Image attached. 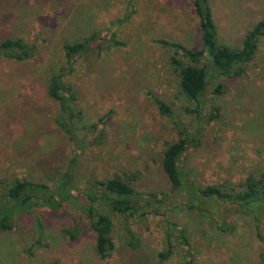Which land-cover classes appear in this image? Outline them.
<instances>
[{"label": "rangeland", "instance_id": "obj_1", "mask_svg": "<svg viewBox=\"0 0 264 264\" xmlns=\"http://www.w3.org/2000/svg\"><path fill=\"white\" fill-rule=\"evenodd\" d=\"M210 1L219 41L233 47L264 17V0ZM94 32L103 41L68 77L85 141L77 147L57 121L49 78L66 64L64 44ZM8 37L36 44V51L25 61L0 58V184L22 178L54 185L71 169L77 201L17 215L15 228L0 233V264H264V197L233 203L199 191L217 185L231 193L249 176H264V37L244 74L211 77L200 115L180 92L173 51L158 42L201 48L191 0H0V41ZM153 96L172 106L173 120ZM178 124L200 133V144L184 156L182 190L172 188L162 166L165 147L180 137ZM117 175L164 201L112 213L116 247L100 259L80 204L92 180Z\"/></svg>", "mask_w": 264, "mask_h": 264}, {"label": "trees", "instance_id": "obj_2", "mask_svg": "<svg viewBox=\"0 0 264 264\" xmlns=\"http://www.w3.org/2000/svg\"><path fill=\"white\" fill-rule=\"evenodd\" d=\"M191 1L200 21L201 48L195 50L181 42L165 39L158 40V42L173 51L172 63L178 72L180 92L186 99L195 102L196 111L200 115L211 77L240 76L244 74L246 65L255 58L260 41L264 37V17L246 33L240 47H233L219 41L218 26L211 1ZM98 41L102 42L103 38L100 33L94 32L81 41L66 42L63 46L66 64L52 73L49 78L48 94L59 103L61 110L57 121L69 140L77 147H83L85 141L80 140L82 127L78 125V120L81 117L78 115L80 112L77 113L74 108L78 100L77 91L69 82L68 77L75 72L79 57L91 51L93 44ZM107 41L109 44L124 45V41L116 38ZM35 51L36 44L28 43L21 37H8L0 41V58L25 61L34 57ZM222 87L220 84L217 91H221ZM153 101L162 115L171 120L174 119L175 112L169 103L159 96H153ZM104 120L105 117L100 122ZM178 126L180 137L167 144L162 161L163 170L174 190H182L188 184L187 176L182 170L184 156L200 144L198 131L193 133L180 124ZM73 182V171L69 169L54 185L22 178L1 183L0 233L13 230L15 217L23 211H29L34 206L65 210L68 205L74 204L77 197L74 194ZM199 191L206 199H219L233 203L237 201L246 204L253 201L258 202L264 197V176L260 178L249 176L243 189L234 190L231 193L217 185L199 187ZM83 195L87 202L79 204L83 207L82 212L90 219V226L96 233V253L100 259H108L116 247L113 238L112 213L130 215L147 206L144 202L150 204L164 201L156 193L137 191L127 179L119 175L92 180ZM60 196H64V199H59ZM179 233L187 250L190 251L191 241L185 229L181 228ZM258 235L259 239L264 242V236L260 232ZM168 255L169 252L165 254V257Z\"/></svg>", "mask_w": 264, "mask_h": 264}]
</instances>
